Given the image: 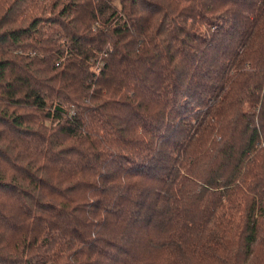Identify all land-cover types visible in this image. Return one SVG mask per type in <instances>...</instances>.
Returning a JSON list of instances; mask_svg holds the SVG:
<instances>
[{
    "label": "trees",
    "instance_id": "1",
    "mask_svg": "<svg viewBox=\"0 0 264 264\" xmlns=\"http://www.w3.org/2000/svg\"><path fill=\"white\" fill-rule=\"evenodd\" d=\"M0 264H264V0H0Z\"/></svg>",
    "mask_w": 264,
    "mask_h": 264
}]
</instances>
